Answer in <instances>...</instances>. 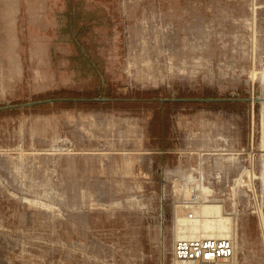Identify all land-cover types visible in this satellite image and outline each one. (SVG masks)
Instances as JSON below:
<instances>
[{
    "label": "rangeland",
    "instance_id": "1",
    "mask_svg": "<svg viewBox=\"0 0 264 264\" xmlns=\"http://www.w3.org/2000/svg\"><path fill=\"white\" fill-rule=\"evenodd\" d=\"M199 204L264 264V0H0V264H175Z\"/></svg>",
    "mask_w": 264,
    "mask_h": 264
},
{
    "label": "built area",
    "instance_id": "2",
    "mask_svg": "<svg viewBox=\"0 0 264 264\" xmlns=\"http://www.w3.org/2000/svg\"><path fill=\"white\" fill-rule=\"evenodd\" d=\"M196 199L201 200V197L196 196ZM193 219L190 214L188 220ZM171 252L174 263L224 264L233 257L234 244L228 238H178L174 241Z\"/></svg>",
    "mask_w": 264,
    "mask_h": 264
},
{
    "label": "bare ground",
    "instance_id": "3",
    "mask_svg": "<svg viewBox=\"0 0 264 264\" xmlns=\"http://www.w3.org/2000/svg\"><path fill=\"white\" fill-rule=\"evenodd\" d=\"M192 212L195 216L192 221L188 220V215L178 217L184 231L177 230L175 238H231L230 224L219 205L199 204Z\"/></svg>",
    "mask_w": 264,
    "mask_h": 264
},
{
    "label": "water",
    "instance_id": "4",
    "mask_svg": "<svg viewBox=\"0 0 264 264\" xmlns=\"http://www.w3.org/2000/svg\"><path fill=\"white\" fill-rule=\"evenodd\" d=\"M66 101V99H51V100H44L40 101L39 103H48L52 101ZM96 102H101V103H107V102H114L116 101L115 99H108V98H97L93 99ZM192 99H187V98H170V99H158L159 102H165V101H170V102H185V101H191ZM118 101V100H117ZM33 105V103H27L26 106Z\"/></svg>",
    "mask_w": 264,
    "mask_h": 264
},
{
    "label": "flooded vegetation",
    "instance_id": "5",
    "mask_svg": "<svg viewBox=\"0 0 264 264\" xmlns=\"http://www.w3.org/2000/svg\"><path fill=\"white\" fill-rule=\"evenodd\" d=\"M124 102H127V103H133V102H136V100L132 99V100H125Z\"/></svg>",
    "mask_w": 264,
    "mask_h": 264
}]
</instances>
